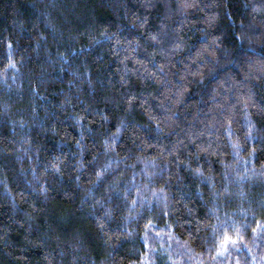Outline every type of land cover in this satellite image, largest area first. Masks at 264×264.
I'll use <instances>...</instances> for the list:
<instances>
[{
    "label": "trees",
    "instance_id": "1",
    "mask_svg": "<svg viewBox=\"0 0 264 264\" xmlns=\"http://www.w3.org/2000/svg\"><path fill=\"white\" fill-rule=\"evenodd\" d=\"M0 264H264V0H0Z\"/></svg>",
    "mask_w": 264,
    "mask_h": 264
},
{
    "label": "snow or ice",
    "instance_id": "2",
    "mask_svg": "<svg viewBox=\"0 0 264 264\" xmlns=\"http://www.w3.org/2000/svg\"><path fill=\"white\" fill-rule=\"evenodd\" d=\"M225 239L227 240V239H230V238L226 237Z\"/></svg>",
    "mask_w": 264,
    "mask_h": 264
}]
</instances>
